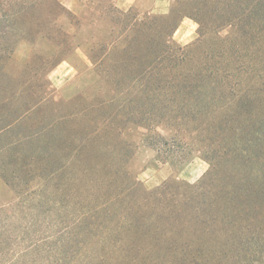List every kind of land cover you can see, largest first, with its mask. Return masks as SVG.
I'll return each instance as SVG.
<instances>
[{
	"label": "trees",
	"instance_id": "1",
	"mask_svg": "<svg viewBox=\"0 0 264 264\" xmlns=\"http://www.w3.org/2000/svg\"><path fill=\"white\" fill-rule=\"evenodd\" d=\"M51 1L52 15H72ZM181 1L196 6L190 17L200 25L186 47L172 39L183 15L102 5L115 39L91 86L105 81L108 101L125 114L123 127H144L161 160L180 165L198 151L206 172L194 183L169 179L147 190L123 165L121 133L91 151L80 136L63 165L70 190L64 223L52 133L21 129L35 103L10 119L0 115V176L22 193L0 205V264H264V0ZM196 15L215 24L208 29ZM226 27L231 36L221 37ZM208 32L219 44L206 60L174 70Z\"/></svg>",
	"mask_w": 264,
	"mask_h": 264
},
{
	"label": "rangeland",
	"instance_id": "2",
	"mask_svg": "<svg viewBox=\"0 0 264 264\" xmlns=\"http://www.w3.org/2000/svg\"><path fill=\"white\" fill-rule=\"evenodd\" d=\"M60 2L71 11V16L52 15L54 5L51 0L33 7L31 0H1L0 9L3 15L0 17V101L4 105L0 115L10 119L25 113L29 104H36L20 118L21 129L38 125L42 131L52 133L54 152L51 168L56 171L55 182L60 185L55 190L59 201L56 207L61 205L64 223H69L70 190L69 173L63 165L68 158L66 154L80 142V136L83 150L91 151L100 141L115 133H121L120 137L128 150L123 157V165L147 190H152L169 179L182 183L199 180L208 169V163L198 151H194L180 165L164 162L146 144L144 127L131 122L123 127L125 114L119 112L117 104L108 101L109 93L105 81L98 84L99 88L91 86L95 66L106 58L115 39L111 13L101 11L102 5L112 4L120 11L132 9L141 15H183L181 20H187L190 25L184 24L175 30L172 39L178 47H186L199 37L197 28L200 25L190 17L197 13L196 6L181 0ZM196 16L202 25H208V29L215 24L209 16ZM219 34L221 37L231 36V31L226 27ZM207 35L197 48L190 49L192 59L176 66L174 70L182 68L185 71L191 66H200L206 60L204 54L219 44V38L212 32ZM215 60L222 62L223 58L216 57ZM107 61L103 62L104 65ZM110 114L112 116L109 117ZM51 116L52 124L40 125L41 121ZM86 131L87 135L82 137V133ZM158 131L168 133L161 128ZM76 133L78 138L72 142L71 137ZM30 185L35 186L32 182ZM19 195L0 176V205L11 200L17 202L21 199Z\"/></svg>",
	"mask_w": 264,
	"mask_h": 264
},
{
	"label": "crops",
	"instance_id": "3",
	"mask_svg": "<svg viewBox=\"0 0 264 264\" xmlns=\"http://www.w3.org/2000/svg\"><path fill=\"white\" fill-rule=\"evenodd\" d=\"M184 24H185V25H190V22H188L187 20H184V19H183V20H181V22H180V24H179L178 27L180 28V27L184 26Z\"/></svg>",
	"mask_w": 264,
	"mask_h": 264
}]
</instances>
